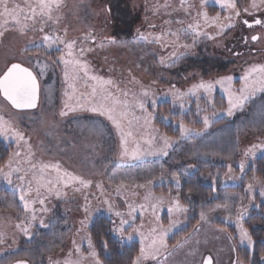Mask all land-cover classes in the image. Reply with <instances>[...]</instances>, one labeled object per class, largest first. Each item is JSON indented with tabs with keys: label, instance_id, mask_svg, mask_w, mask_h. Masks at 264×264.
Wrapping results in <instances>:
<instances>
[{
	"label": "rangeland",
	"instance_id": "1",
	"mask_svg": "<svg viewBox=\"0 0 264 264\" xmlns=\"http://www.w3.org/2000/svg\"><path fill=\"white\" fill-rule=\"evenodd\" d=\"M149 3L155 4L151 10ZM251 3L252 0L242 9L237 8L240 16L236 17L231 10L218 6L215 0H208L203 5L201 0H186L183 5L181 0H61L60 7L53 12V16L59 18V23L53 25L49 21L43 32L29 30L22 34L16 30L15 25L9 23L3 30V36H0V75L12 63L31 68L40 81V99L34 109H16L0 94V115L24 134L27 143L21 141L17 145L2 136L0 141L12 144V153L19 151L20 159L27 154L30 144L34 163H58L62 169L92 183L90 187L81 188L80 191L75 190L80 187L78 184L69 186L65 189L66 197L47 196L45 212L40 211L42 205L37 202L34 205L36 220L32 221L31 214L24 211L23 204L19 201V193H14L0 179V232L6 234L4 242L0 243V264H14L21 260L27 264H63L70 253L71 258L76 259L81 252L88 257L92 251L88 243V238H91V224L100 217H106L113 221L114 228H118L121 218L114 214L115 211L124 213L123 218L130 221L132 226L126 225L123 235L127 237L132 233L133 239H122L118 232H115L116 237L123 243L138 242L140 245L139 234L134 233L133 228L143 224L146 231L155 225V220L150 210L141 212L139 209L132 214L135 220H131L128 205L145 204L144 196L149 191L164 197L157 212L163 225L167 227L171 221H176L177 224L168 235L167 252L157 261L149 260L145 264H202V257L207 255L213 257V264H244L239 259L238 246L251 249L253 243L241 244L239 226L234 220L225 221L223 217L229 211L236 217L241 209L246 210L241 223L251 235L246 226L247 218L254 213L264 214V195H261L264 183L252 170L255 169V160L264 156V152L257 151L254 159L244 156L249 146L264 143V92H257L233 116L221 119L212 116L213 109L202 91L197 94L200 96L199 100L193 95L177 99L174 93L177 90L187 93L193 85L201 81L215 82L223 76H232L234 88L239 89L240 77L244 71L251 65L264 64V32L259 29L248 32L240 20H252L255 15L264 13V4L259 10H253ZM13 4L23 7L25 0H9V6ZM244 8H248L249 12L245 13ZM185 9L190 15L186 14ZM205 11L212 14L209 17L219 15L223 24L229 23L226 18L232 15L235 19L231 23L235 26L226 28L220 35V28L217 26L215 30L218 33L211 35L210 25L205 23L202 16L197 15ZM194 18L200 21L201 32L209 33L215 39H208L204 35L193 37L184 31L179 33L178 41L176 36L167 34L160 43H146L138 38L142 27L151 29L157 26L161 33H167L171 28L175 32L193 23ZM56 33L65 41H77L78 48H91L92 51L80 57L88 62L90 75L111 79L118 89L129 92V95L121 96L117 87L111 85L107 86L109 91L130 102L144 101L147 112L133 104L131 111L136 116L143 117L151 113L156 118L155 113L148 107L152 100L156 104L172 100L184 105L192 100L202 101L201 107L207 110L202 118L208 116L212 120L210 127L205 129L203 120L199 118V123L188 127L201 134L169 136L178 143L168 150L167 156H146L128 164H119V137L110 121L86 110L60 115L66 99L64 91L67 88L63 65L58 61L62 52L31 47L33 43H40L45 34ZM88 34L94 35L95 41L81 44L82 38ZM256 34L260 37L255 42L250 37ZM244 36L247 37V42L241 45ZM112 39L115 43H109ZM185 43L193 45L188 48L190 56L182 57L174 66L169 67L174 60L171 53L175 51L178 55L183 52L184 48L180 46ZM243 50L242 55H237V51L240 53ZM161 57L164 58V63L160 62ZM36 58L49 65L43 74L36 67ZM76 85L80 92L90 91V88L83 86L82 79L77 80ZM142 89H147L150 95L143 96ZM132 93H135V97ZM212 100L217 109L228 107L226 93L218 85L212 92ZM220 121L223 122L214 125ZM152 125L159 133L165 134L160 132L156 119L152 120ZM97 130L102 134H95ZM162 146V141L157 136L156 147ZM241 161L245 164L243 172L239 167ZM24 167H27V162ZM184 169H188L185 171L187 173L200 170L201 180L213 187L215 197L222 199V203L206 212L207 219H201L200 226L173 248L169 240L174 232L186 226L187 212L170 214L167 211L174 197L179 196L181 204L185 205L181 190L175 189L180 185L177 186L170 177L172 174L180 176L179 171ZM113 173L116 175L113 176ZM161 176L164 178L162 181ZM12 180L14 184L21 183L15 173ZM149 180L153 184L148 188L133 187ZM101 183L103 194L98 188ZM120 183L128 187L121 190V194H117L115 185ZM249 183L253 185L252 191L248 190ZM85 197L88 212L85 211ZM105 201L112 204L113 212L107 210L108 203ZM41 220L43 225L40 224ZM81 221L86 223L82 225ZM216 221L236 230L238 245L227 232L216 226ZM18 224H30V236L25 235L17 227ZM91 243L98 254L92 239ZM77 246L80 252L76 251ZM84 264H91V260L86 259Z\"/></svg>",
	"mask_w": 264,
	"mask_h": 264
},
{
	"label": "snow or ice",
	"instance_id": "2",
	"mask_svg": "<svg viewBox=\"0 0 264 264\" xmlns=\"http://www.w3.org/2000/svg\"><path fill=\"white\" fill-rule=\"evenodd\" d=\"M186 0H181V5H183ZM208 0H201V4L207 3ZM215 3L223 9L231 10L236 17L240 16V10L237 9L236 0H215ZM264 4V0H252L251 8L253 10H259L260 6ZM61 5V0H25V4L22 7L20 4H13L9 6V0H0V36H3L4 29L7 28L9 23L16 26V30L20 33H25L29 30L43 32L44 28L48 26L49 21L52 24L59 23V18L53 16V12L57 10ZM179 9H174L178 11ZM245 13L249 12L248 8H244ZM186 14L187 9H185ZM198 16H202L206 24L216 25L220 28L218 35L222 34L226 28L230 29L235 25L231 23L233 16L230 15L226 19L229 21L227 24H223L220 21L219 15L214 17H209L208 13L201 12L197 13ZM170 23V22H166ZM243 23L251 28L253 24L264 25V21L260 19H255L252 22L244 20ZM39 24V27H37ZM154 27V26H153ZM201 25L199 20H195L191 24H188L183 30L177 29L175 32L171 28L167 30V33H160L157 36H152L151 34L145 35L143 33H138L139 40L146 43H160L164 40L165 35L176 36L177 41L179 40V33L184 31L187 34H191L193 37H198L201 35L207 36L208 39H215L209 33L201 32ZM66 32V30H65ZM95 36L88 34L82 38L81 44L87 41H95ZM253 41L259 39L258 35L251 37ZM245 42H247V37H245ZM109 43H115L112 39ZM167 43H174L173 41H167ZM66 49V52H63ZM193 45L187 43L182 44L181 47L188 49ZM31 47L40 48L43 47L48 51L55 50L62 52V55L58 58V61L63 65V76L67 82V88L64 91V108L60 112L61 116L68 115L69 112L75 111H90L92 113H97L102 117H105L111 122L112 126L119 137V164H128L130 161L139 160L146 156L162 155L167 156L169 154L168 150L178 141L172 139L166 134L159 133V130L154 128L152 125V120L155 117L151 113H147L143 117L136 116L131 108L133 104L138 106L141 110L147 112L146 105L143 100H134L133 102L127 99H121L119 96L115 95L113 92L108 90L109 85L117 87L120 95L127 97L129 92L118 89V86L114 84L111 79H105L100 76L90 75L89 64L86 60L81 59L87 52L92 51L91 48H86L83 46L77 47V41H65L58 33L56 34H45L42 37L40 43H33ZM176 52L171 53L172 57H176ZM183 55V53H181ZM239 55V53H237ZM160 62L164 63L163 57L160 58ZM175 61H173L174 63ZM36 67L40 69L41 74L44 70L48 68V63L43 62L36 58ZM83 73V75H81ZM84 80V87L90 88V91L80 92L77 89L76 81ZM241 86L239 89L234 88L232 76L220 77L215 82H205L201 81L198 84L193 85L187 93L180 92L179 90L174 93L177 99L183 98L186 95H193L200 99L197 95L201 91L206 94L209 106L213 109L212 116L216 119H221L225 116L231 117L234 115L236 110H242L246 103L254 97L257 92H264V64H254L249 66L242 77H240ZM91 81V83H89ZM219 86L226 93L227 105L226 109H217L215 102L212 100V92L215 90L216 86ZM0 94L11 103V105L16 109H34L38 106L40 99V81L37 74L29 67H25L20 63H12L7 70L0 75ZM141 94L143 96H149L150 92L147 89H142ZM135 97V93H132ZM167 95V94H166ZM153 105L156 104L155 100H152ZM175 107V101H173ZM183 109L184 104L179 105ZM198 111H204L205 109L200 108L197 104ZM162 120H168L169 117H161ZM205 129L210 127L212 120L208 116L202 118ZM182 137H187L193 133L200 135L201 133L194 128L188 127L183 123L178 125ZM140 129L145 131L141 132ZM95 134L101 135L102 132L97 130ZM0 136L6 137L12 140L17 145L21 141L25 140L24 134L18 129L13 127L12 123L6 120L2 115H0ZM157 136H159L160 141H162V147H156ZM147 145L145 148L144 145ZM257 151L264 152V143L253 144L249 146L245 152L244 156L247 158L254 159L256 157ZM34 153L31 150V145L28 144V152L24 155L23 159H20L21 153L19 151L12 153L9 160L5 166H0V179L4 180L8 186H10L14 193H19V201L22 202L24 211L31 214V220H36V210L34 205L38 202L42 205L40 211L45 212L47 208L45 206V199L47 196L55 195L57 198L66 197L67 193L65 191L69 186H74L78 184L80 187L75 188L76 191H80L81 188H87L91 186L92 181L85 180L83 177L77 176L61 166L51 163L43 162H33ZM25 162H27V167H24ZM192 166H189L191 168ZM241 171L243 172L245 164L243 161L239 165ZM7 169V170H5ZM188 169H184L187 171ZM229 171L231 167L229 166ZM18 175V179L21 181L20 184H14L12 180L13 174ZM53 173H55L53 175ZM116 173H113L115 176ZM163 176L160 177L162 181ZM235 179V177H233ZM170 180L174 181L177 186L180 185V176L178 174H172ZM153 184L152 180L147 181L145 184H137L133 187L135 188H148ZM128 186L124 183L115 185L117 194H121V190L126 189ZM98 188L103 194V184H98ZM248 190H253L252 183L248 184ZM136 195V193H133ZM261 195H264V190L261 191ZM33 196L35 198H33ZM85 204V211H89L87 197ZM145 204L133 205L129 204V215L131 220H135V216L132 215L139 209L141 212L151 211L152 216L155 220V225L150 226L146 231L144 230V225L133 228L134 233H138L140 237V253L136 256L133 264H145L146 261L153 260L157 261L158 258L167 252L168 243L167 238L170 232L176 227L177 222L171 221L167 227L163 225L160 221V217L157 214L160 210V205L164 202L163 196H156L154 193L149 191L144 196ZM108 211L113 212L112 204L108 201ZM167 211L170 214L173 213H185L188 211L187 207L181 204L179 196L174 197ZM117 217H120V225L118 228H114V232H118L122 239L132 240L133 234L129 233L127 237H124L125 226L131 227L129 220L124 219V213L115 211L114 213ZM246 214V210L241 209L240 213L233 217L231 211L228 215L223 217L225 221H232L239 226V236L241 244L253 243L248 230L243 227L241 221L243 216ZM201 219H207L205 213L201 212ZM86 221H81V224H85ZM43 225V220L40 221ZM17 227L24 232L25 235L30 236L29 225L18 224ZM5 233L0 232V243L4 242ZM75 243V241L73 242ZM89 247L92 251L85 257L81 252L80 256L76 259L71 258V253L69 257L63 261V264H84L86 259L91 260V264H102L98 258V254L95 251L91 243V238H88ZM105 243V247H106ZM76 251L80 252L79 246L76 247ZM17 264H27L26 261H17ZM202 264H213V257L207 255L202 257Z\"/></svg>",
	"mask_w": 264,
	"mask_h": 264
},
{
	"label": "trees",
	"instance_id": "3",
	"mask_svg": "<svg viewBox=\"0 0 264 264\" xmlns=\"http://www.w3.org/2000/svg\"><path fill=\"white\" fill-rule=\"evenodd\" d=\"M249 2L250 0H236L237 8L242 9L248 5ZM148 6L149 10H151L155 4L149 3ZM209 25L211 35L214 32L218 33V31L215 30L217 29L216 25ZM139 33L156 36L158 33H161V29L157 26L151 29L142 27ZM181 53H183V55H181ZM189 56V50L184 48L183 52L173 57V61L175 62L169 65V67L174 66L182 57ZM201 103L202 101L197 102L192 100L191 103L184 105L185 107L181 109L178 103H175L174 107L173 101L171 100L159 102L155 105L151 103L148 107L155 113V119L157 120L160 132L168 136H179L181 134L178 128L179 122L186 126H194L195 123H199L198 119H202V116L207 112L206 109L204 111L197 110V104L200 105V108L204 109L203 106L201 107ZM161 117H169V119L162 120ZM221 122L223 121L217 122L214 125L216 126ZM12 152V144L0 141V166H5ZM255 163V169L252 170L255 171L254 174L256 177L264 183V156L256 159ZM179 174L180 176L182 175L180 177V187L175 189L181 190V198L183 199V203L188 207V211L187 215H185L186 226L174 232L169 240L170 246L172 245L173 248L178 246L183 239L200 226L201 212L206 213L218 203H222V199L215 197L213 187L201 180L200 170H196L193 173H187L183 170L179 171ZM215 224L217 227L227 232L235 244L238 245V238L234 228L220 221H216ZM246 226L251 234L253 245L251 249L238 246L239 259L244 264H264V214H252L247 218ZM113 229V221L106 217H100L94 220L90 226L91 239L98 250L100 261L102 264H133L136 256L140 253L139 243H123L116 237ZM105 243L107 245L106 247Z\"/></svg>",
	"mask_w": 264,
	"mask_h": 264
},
{
	"label": "flooded vegetation",
	"instance_id": "4",
	"mask_svg": "<svg viewBox=\"0 0 264 264\" xmlns=\"http://www.w3.org/2000/svg\"><path fill=\"white\" fill-rule=\"evenodd\" d=\"M255 19H260V20H262V21H264V13L262 14V13H259V14H257V15H255L254 16V18L252 19V20H247V21H249V22H252V21H254ZM240 20H241V23H242V25H244L245 27H246V30L249 32V31H251V30H254V29H259V30H261L262 32H264V25H255V24H253V26L251 27V28H249V27H247L244 23H243V21L244 20H246L245 18H240ZM256 35H258V34H256ZM259 36V35H258ZM260 37V36H259ZM251 38V37H250ZM252 40V39H251ZM259 40V39H258ZM257 40V41H258ZM256 42V41H255ZM246 42H245V36L243 37V41H242V43H241V45H243V44H245ZM244 52V50L242 51V52H236V53H239L240 55H242V53Z\"/></svg>",
	"mask_w": 264,
	"mask_h": 264
},
{
	"label": "water",
	"instance_id": "5",
	"mask_svg": "<svg viewBox=\"0 0 264 264\" xmlns=\"http://www.w3.org/2000/svg\"><path fill=\"white\" fill-rule=\"evenodd\" d=\"M9 102V101H8ZM10 103V102H9ZM11 104V103H10ZM14 264H17V263H14Z\"/></svg>",
	"mask_w": 264,
	"mask_h": 264
}]
</instances>
